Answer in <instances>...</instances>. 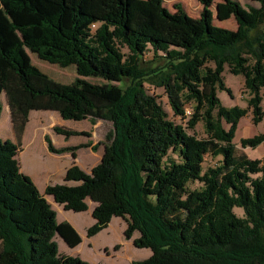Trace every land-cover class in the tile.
I'll use <instances>...</instances> for the list:
<instances>
[{
    "label": "trees",
    "instance_id": "16d2710c",
    "mask_svg": "<svg viewBox=\"0 0 264 264\" xmlns=\"http://www.w3.org/2000/svg\"><path fill=\"white\" fill-rule=\"evenodd\" d=\"M198 1L192 17L163 0H0V114L4 94L15 133V140L0 138V264H89L59 253L56 235L70 248L81 236L57 221L45 194L75 212L94 203L88 236L124 218V236L138 231L133 244L151 250L131 264H264V155L244 152L264 132L240 138V148L234 142L249 111L264 125V0H219L214 10V0ZM29 51L74 65L76 77L53 80ZM225 66L243 77L245 107H226L217 96L218 89L232 95ZM147 86L164 90L179 123ZM31 111L110 121L99 162L89 173L72 163L64 182L41 194L17 157ZM199 122L203 137L193 132ZM45 140L51 152L72 155L89 145L55 148Z\"/></svg>",
    "mask_w": 264,
    "mask_h": 264
},
{
    "label": "rangeland",
    "instance_id": "374dc122",
    "mask_svg": "<svg viewBox=\"0 0 264 264\" xmlns=\"http://www.w3.org/2000/svg\"><path fill=\"white\" fill-rule=\"evenodd\" d=\"M217 1L219 0H214L212 5L213 10L214 4ZM239 1L244 3L247 0ZM174 3H180L187 14L192 17H197L201 9V4L198 0H163V4L171 11L173 10ZM214 22L220 26L231 29H234L236 26V23L232 18L225 21H218L214 18ZM122 50L124 52L127 51L126 48H122ZM28 53L31 57L32 63L55 81L60 83H70L77 75L74 65L60 67L57 64H52L39 59L35 53L30 51ZM222 76L226 86L230 88L232 95L230 96L226 91L218 89L217 96L219 97L221 103L226 107H231L233 105L245 107L247 94L245 91H242V75L231 74L228 71L227 66H225ZM86 79L94 83L103 82L102 79L96 77H86ZM147 88L150 93L157 96L159 102L168 112L169 118L179 123L180 119L172 115L164 90L162 88H154L152 86H147ZM1 102L3 107L0 114V138H7L12 136V124L10 120L9 106L4 94L1 96ZM186 109L190 110V106L186 105ZM251 117L252 114L249 111L245 116L240 118L237 124L234 142L239 148L240 138L259 135L264 132L263 122L253 123ZM55 126L63 127L79 133L65 137V135L54 130ZM111 129L112 125L108 120L98 119L94 123H91L88 119L78 121L72 119H62L58 113L53 111H32L29 115L28 122L24 130V136L21 141V150L18 154V162L20 164L19 167L21 166L25 170V174L30 178H32L31 175H48V177H50V181L47 179L48 182L46 185L63 183L64 175L60 176L59 173L56 172V169L58 168L61 170L68 163H70V165L75 163L82 170L89 173L91 168L99 162L103 153L104 143L107 141L106 135L111 131ZM81 132H86L87 134H83ZM188 132L191 133L192 131L189 130ZM193 132L198 137L204 136L201 122L196 125ZM45 136L50 139L55 148H60L62 145L72 147L82 143H88L89 145L77 147L73 151L75 155H72V150L61 153L51 152L48 149ZM93 145L96 146V149L93 148ZM244 152L252 159H261L264 155V141L256 147H245ZM65 153H68L69 155H62ZM78 153L80 158H78L77 162ZM57 155L61 156L59 158L54 157ZM209 162L212 161L209 156H206L205 164ZM47 170H49V174H45ZM20 171L22 172L21 168ZM38 188L40 189H38V191H41V194L44 195L46 187ZM44 197L55 210L57 221L59 222L65 220L73 224L82 238L81 243L76 248H70L59 236L56 235L54 240L57 242L60 254L78 256L81 259L86 260L89 264H131L133 260H141L151 255V250L149 248L136 247L133 244V240L139 236L138 231H133L129 238L124 236V230L127 227V222L124 218L114 216L111 218L106 227L94 235L88 236L87 229L95 222V219L91 214L93 204L89 200L87 203L92 209L85 212H75L72 210H65L63 206L56 203L50 195L45 194ZM235 209L238 213L242 212L241 208Z\"/></svg>",
    "mask_w": 264,
    "mask_h": 264
},
{
    "label": "crops",
    "instance_id": "0c3cea01",
    "mask_svg": "<svg viewBox=\"0 0 264 264\" xmlns=\"http://www.w3.org/2000/svg\"><path fill=\"white\" fill-rule=\"evenodd\" d=\"M32 112V111H31ZM30 112V113H31ZM30 113H29V115H30ZM11 125V124H10ZM26 127V126H25ZM25 130V129H24ZM23 136H24V132H23V135H22V138H21V141H22V139H23ZM1 138H3L4 139V137H1ZM8 139H11V140H15V133H14V131H13V128H12V136H9V137H7ZM6 139V138H5ZM62 146H66V145H62ZM62 146H60V147H62ZM20 152V151H19ZM19 154V153H18ZM62 155H69L68 153H65V154H62ZM61 156V155H60ZM60 156H54V157H57V158H59ZM102 156V155H101ZM18 157V156H17ZM71 157V156H70ZM78 158H80L79 157V153L77 154V162H78ZM100 159H101V157H100ZM71 162V161H70ZM79 164V163H78ZM20 165V164H19ZM70 166V163H68L65 167H63V169H56V172L57 173H59V175L60 176H62V175H64L65 173L64 172H66L65 170L68 168ZM20 168L22 169V172L25 174V170L20 166ZM45 174H49V170H47L46 172H45ZM54 174V173H53ZM52 174V175H53ZM32 176V178H31V180L34 182V184L36 185V186H38V187H43V188H45L47 185H46V183L48 182L47 181V179H49V181H50V177H48V175H43V176H36V175H31ZM64 177V176H63ZM52 182V181H51ZM70 184H74V183H70ZM37 187V189H39ZM40 190V189H39ZM44 190V189H43ZM40 193H42L41 191H39ZM90 201V200H89ZM91 202V201H90ZM92 203V202H91ZM93 204V207H94V203H92ZM89 209H92L90 206H89V204H88V209L86 210V211H88ZM83 212H85V211H83ZM73 225V224H72ZM75 228V227H74ZM77 230V229H76ZM78 232V231H77ZM80 235V234H79ZM81 241H82V238H81ZM80 244V243H79ZM78 244V245H79ZM77 245V246H78ZM76 246V247H77ZM75 247V248H76Z\"/></svg>",
    "mask_w": 264,
    "mask_h": 264
},
{
    "label": "built area",
    "instance_id": "2783aa9c",
    "mask_svg": "<svg viewBox=\"0 0 264 264\" xmlns=\"http://www.w3.org/2000/svg\"><path fill=\"white\" fill-rule=\"evenodd\" d=\"M92 26H94V25H92Z\"/></svg>",
    "mask_w": 264,
    "mask_h": 264
}]
</instances>
